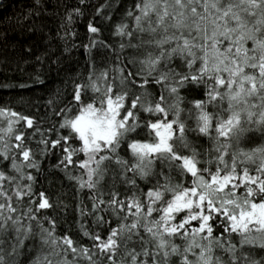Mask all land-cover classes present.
I'll list each match as a JSON object with an SVG mask.
<instances>
[{"label":"snow or ice","instance_id":"6c2138e0","mask_svg":"<svg viewBox=\"0 0 264 264\" xmlns=\"http://www.w3.org/2000/svg\"><path fill=\"white\" fill-rule=\"evenodd\" d=\"M40 7L64 9L65 39L92 5L34 0L29 15ZM111 9L95 7L89 66L47 101L54 120L0 106V264H264V0ZM57 173L74 185L75 232L58 231L66 194L38 179Z\"/></svg>","mask_w":264,"mask_h":264},{"label":"trees","instance_id":"16d2710c","mask_svg":"<svg viewBox=\"0 0 264 264\" xmlns=\"http://www.w3.org/2000/svg\"><path fill=\"white\" fill-rule=\"evenodd\" d=\"M68 4H75L76 0H64ZM113 4L114 20L122 15V6L127 0H109ZM92 7L85 9L84 17H76L71 25V31L75 36L61 39L66 29H61V17L64 9L61 7L59 15L50 16L45 14L44 7L36 9L41 13L36 16L35 12L29 15V9L34 7V0H2L0 3V106H6L17 112L35 117L37 123L41 117H47L52 121L50 108L47 106L49 98H54L57 93L61 98L68 97L72 91V82L77 79V74H86L89 66V56L81 45L89 42L87 23L95 14V7L105 3V0H89ZM50 8L51 6L48 5ZM108 10H106L107 13ZM96 17V21H100ZM103 28L100 38L108 43H115L118 38L112 37L109 28L98 23ZM6 45V47H5ZM75 45V46H73ZM68 47L70 51H65ZM29 49L31 51H29ZM102 49H93V56L98 61V67ZM4 54H7L9 63H4ZM40 57V60L36 58ZM39 76L43 83L38 82L35 77ZM10 87H3V85ZM26 85L20 87V85ZM47 127V124L43 125ZM59 154V153H58ZM56 156H50L43 161L45 172L51 171L50 165L56 163ZM78 174V173H74ZM45 185L53 198L57 194H66L63 198L70 205L67 213H61L58 231L71 227L75 232L77 214L75 212V190L73 182L68 181L63 173H57L55 185L49 187L45 176L38 177ZM39 188V184L37 185ZM123 192V188L120 189ZM82 196H87V189ZM87 203V200H86ZM90 206V205H89ZM50 215L52 213H49Z\"/></svg>","mask_w":264,"mask_h":264},{"label":"water","instance_id":"95a60500","mask_svg":"<svg viewBox=\"0 0 264 264\" xmlns=\"http://www.w3.org/2000/svg\"><path fill=\"white\" fill-rule=\"evenodd\" d=\"M2 2V0H0V3Z\"/></svg>","mask_w":264,"mask_h":264}]
</instances>
